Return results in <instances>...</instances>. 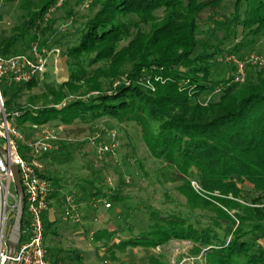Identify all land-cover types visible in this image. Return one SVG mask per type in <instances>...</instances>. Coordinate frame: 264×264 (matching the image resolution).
<instances>
[{"label": "trees", "instance_id": "1", "mask_svg": "<svg viewBox=\"0 0 264 264\" xmlns=\"http://www.w3.org/2000/svg\"><path fill=\"white\" fill-rule=\"evenodd\" d=\"M2 1L6 5L17 3L19 16L14 35L0 43V57L28 54L25 49L38 42L40 49H59L69 67L66 83L44 85L53 104L64 107L34 113L17 106L14 101L19 94L39 83L34 81L2 87L9 114L30 117L31 125L38 127L52 123L68 126L76 121L94 125L107 119L119 125L133 124L140 128L149 153L187 181L180 192L191 206L201 200L191 187V179L205 192L243 201V205L229 199L221 202L225 209L237 210L238 226L224 210L205 216L193 206L186 212L145 206L146 230L130 234L117 249L148 253L156 248L164 250L171 242H189L193 257L203 254L207 264H264V77L255 78L247 69L243 84L234 83V76L221 82L213 80L212 60L220 55L237 56L239 46L215 52L216 47L196 41L201 15L226 0H93L88 5L92 18L83 23L73 20L72 32L60 35H54L52 26L43 28L47 13L59 0ZM85 2L79 0L78 5ZM244 2L243 14L237 7L239 22L229 19L225 32L231 36L237 27L245 32L258 27L254 36H246L256 39L264 34V1L239 0L237 5ZM26 38L29 43L17 52ZM124 76L126 84L112 87L113 81ZM110 79V90L102 93L101 81ZM148 79L154 92L143 85ZM86 87L90 92L72 99ZM217 90L221 93L217 100L206 102ZM91 91L98 94H89ZM42 177L51 184L60 181L45 172ZM90 188L85 189L89 200H105L110 204L108 211L130 200L118 188ZM136 211L142 209L138 206ZM45 227L47 237L51 225L46 219ZM119 233L106 229L92 239L106 241L108 247L120 241ZM52 252L47 248L49 262L61 264L58 257L51 258ZM111 258L116 260L114 255ZM148 259L150 264H169L164 254Z\"/></svg>", "mask_w": 264, "mask_h": 264}, {"label": "rangeland", "instance_id": "2", "mask_svg": "<svg viewBox=\"0 0 264 264\" xmlns=\"http://www.w3.org/2000/svg\"><path fill=\"white\" fill-rule=\"evenodd\" d=\"M78 1L66 0L63 6L58 8L45 21L43 28L52 26L54 35H60L66 32L71 33L73 30V20L83 23L92 18L93 14L88 9V5L93 0H86L84 5H78ZM66 3L67 6H65ZM238 3L239 0H226L220 6L215 5L207 9L200 17L196 32V41L216 47L213 49L215 52L218 50L226 52L239 46V54L237 57L244 59L248 56H256L257 59L264 60V34L258 36L256 39H246V36L249 34L254 36V31L260 30V28L255 27L245 32L242 27H237L236 29H232L231 36L225 32L224 24L229 19L239 22L238 19L240 17L237 13V7L242 14L246 10L245 2L241 5H237ZM17 7V3L6 5L4 1L0 0V43L15 33V29L18 26L17 17L19 16ZM161 14V12L157 13L158 16H161ZM235 24L237 25L236 22ZM235 32L236 35H234ZM28 43L29 38H26L17 46L16 51L21 53L25 49L24 46ZM25 50L26 53L30 51L27 48ZM16 51L13 53H17ZM17 55L19 56L20 54ZM225 56H216L212 60L215 64L213 67V80L217 82L235 76L233 67L224 62ZM57 59L61 60L66 58L61 54ZM57 59H54V62ZM52 61L49 62L48 68ZM65 64H60L62 65V71L58 76H55L51 72L36 87L21 92L14 103L20 106L23 111L30 109L34 113L37 110L49 107L60 108V104L56 106L53 104L52 97L48 95L44 85L53 84L54 86H59L66 83L69 80V67ZM248 72L254 75L255 78L262 75L264 77V65H250ZM63 76L67 80L63 79ZM255 78L254 80H256ZM63 80H66V82ZM127 81L128 79L125 76L120 77V79L113 81L112 87L122 83L126 84ZM110 82L111 79L101 81L102 93L110 90ZM143 85L147 89L153 92L155 91L152 83L151 85ZM1 89L3 88L1 87ZM11 92L15 93L16 91L12 90ZM86 92H90L87 87L72 95V99L81 97L87 94ZM89 94L98 93H92L91 91ZM219 94L221 93L215 92L206 102L212 99L217 100L220 96ZM217 95L219 96L216 97ZM4 100L6 103L7 100L5 97ZM32 122L33 120L30 117L27 119L21 118L15 120L14 125L20 133L27 138L29 136L31 138L32 136H37L36 129L31 125ZM56 124L52 123L49 126L57 130ZM111 130L116 133V138H114L116 149L114 150V154H106L103 153L102 148L94 146L93 143L96 142L95 139H99L97 140V145L98 142L99 145H109L113 141L110 135ZM58 132L59 141L56 145L57 148L52 150L47 156L44 155L40 163L43 172L54 179L60 180L59 183L52 184L57 190L60 189L57 193V199L55 202L53 201L51 207L52 210H55V217L58 224H53L48 230L46 247L49 250H53L51 258L55 259L58 257L61 264H88L87 261L97 263L99 261L97 255H102L104 260L111 262V254L113 251L115 256L119 258L115 263L112 262L113 264H149L148 257L153 256L157 258L159 254H164L169 264L177 262L179 258L177 250L184 249L187 245L191 246V243L183 242L179 244L172 242L170 247L164 249L162 253L158 248H156V251L151 250L148 253L143 249L128 248L124 252L117 250L119 243L127 240L130 234L136 235L146 230L148 219L143 211V207L145 206H151L158 210H176L178 212H186L190 208L196 207L194 210L205 216L216 215L217 210H224L229 213L231 218L237 221L235 217L237 210L225 209L226 207L221 202L224 199H229L234 201V204L238 202L240 205H243V201L239 199L235 200L231 196L228 198L223 197L218 192H205L194 179L190 181L191 187L204 203L200 200L197 204L192 205V207L189 204V200L180 192L187 185V181L178 173H175L172 167L156 160L149 153L143 142L140 128L133 124L119 125L115 121L108 119L97 122L94 125H84L76 121L72 125L59 126ZM94 185L104 190H116L118 188L130 200L126 204H115L113 209L109 211L104 208H100L95 214L89 211L87 222L89 225L87 227L90 231L88 232L90 237L86 235L89 239H84L82 238L81 229L73 234L72 231L66 232L69 221L66 214L70 209L66 200L69 196H74L75 202L77 203L80 195L78 190L81 187L90 190V187H94ZM85 199L89 200L88 195ZM57 202H60V204ZM138 206L142 209L141 212L136 211ZM80 210L82 209L80 208ZM238 225L239 222L237 221ZM105 229L111 231L118 230L120 232V241H117L114 245L110 243L106 247L107 251H104L105 247L103 248V242L95 243L91 240L92 233ZM55 231L57 232L56 237ZM191 253L192 251L190 250L189 255L193 257L194 255ZM198 258H200L197 260L199 262L198 264H207V260L203 254ZM194 264L197 263L195 262Z\"/></svg>", "mask_w": 264, "mask_h": 264}, {"label": "built area", "instance_id": "3", "mask_svg": "<svg viewBox=\"0 0 264 264\" xmlns=\"http://www.w3.org/2000/svg\"><path fill=\"white\" fill-rule=\"evenodd\" d=\"M65 2L66 0H59L55 7L49 10L45 20L49 19ZM60 55L59 49H40L38 42H33L28 54L0 57V148L5 154V158L0 155V264H6L9 259L8 238L18 208L17 191L11 166L19 170L25 196V221L22 226L21 241L15 256L11 259V264H51L47 258L45 219L50 209L51 196L56 190L48 180L42 177L43 168L40 160L57 148L59 126L56 130L50 126L33 125L37 136L31 138L24 136L14 125V121L20 119L22 114L7 112L1 87H10L13 84L22 86L34 81L40 83L47 73L49 62L59 58ZM224 62L235 69L233 82L236 84L245 82L250 65H264V60L257 59L256 56L241 59L235 55H226ZM145 85H151L149 79ZM110 135L113 141L109 145H99L98 142V146L96 143L99 139H95L94 146L102 148L103 153L114 154L116 133L110 131ZM66 203L70 207L66 214L67 218L74 226H80L83 218L79 205L73 196H69ZM92 204L96 208L110 209V204L101 198L93 199ZM190 250L189 245L184 249H178V261L172 264L197 263L200 258L190 257ZM100 264L113 263L105 260Z\"/></svg>", "mask_w": 264, "mask_h": 264}, {"label": "crops", "instance_id": "4", "mask_svg": "<svg viewBox=\"0 0 264 264\" xmlns=\"http://www.w3.org/2000/svg\"><path fill=\"white\" fill-rule=\"evenodd\" d=\"M56 62V63H55ZM55 62H54V60L51 62V64H50V66H49V68H48V70H47V73H46V76L47 75H49L51 72L56 76H58L59 74H60V72L62 71V65H60L61 63L63 64H65V65H67V59H57V61L55 60ZM60 68V69H59ZM63 79H66L67 80V78H65V76H63ZM66 80H63L64 82H66ZM79 187H81V186H79ZM55 188V190H57L56 189V187H54ZM60 190L58 189L57 191H55L56 192V196L51 200V203H50V209H49V212L47 213V215H46V220L48 221V222H50V225L52 226L53 224H58V221L56 220V217H55V210H52V203H53V201L55 202V200L57 199V193L59 192ZM79 192H80V195H79V200H78V202H77V204L79 205V207L82 209V210H80V212H82L81 214H82V218H83V220L84 221H82V224L80 225V226H74L73 224H72V222L69 220L68 221V225H67V229H66V232H71L72 231V234L74 233V232H76V231H78V230H80V231H82L81 232V234L83 235V237L82 238H84V239H89V237H90V235H89V233L88 232H90L89 231V229H88V225H89V223H87L88 222V212L89 211H91L92 213H96V212H98V210L100 209V208H104V207H98V208H96V207H94L93 206V204H92V202L89 200H85L84 198H85V195H84V193H85V188H82L81 187V189L80 190H78ZM86 193H87V195L89 194L87 191H86ZM74 197V196H73ZM85 200V201H84ZM93 200V199H92ZM58 203V202H57ZM58 204H60V202L58 203ZM93 206V207H92ZM85 207V208H84ZM105 209V208H104ZM107 210V209H106ZM108 211V210H107ZM90 213V212H89ZM67 220V219H66ZM96 221V220H95ZM85 226V227H84ZM106 230V229H105ZM100 231H104V230H98L97 232H100ZM97 232H94V233H92L91 234V240L93 241V235L95 234V233H97ZM55 233L57 234V232L55 231ZM86 233H88V234H86ZM85 235V236H84ZM86 235H88L89 237H86ZM57 235H55V237H56ZM101 242H103L104 244H103V248H104V251L106 250L107 251V245H106V241H99V242H97V243H101ZM96 243V242H95ZM172 243V242H171ZM170 243V244H171ZM173 243H179V244H181V243H183V242H173ZM170 244H169V246L168 247H170ZM168 247H166V248H168ZM130 249V248H129ZM159 250H161V253L163 252V248H158ZM118 250V249H117ZM157 249H154V251H156ZM100 254V253H99ZM112 255H114L115 256V254H114V251L112 252V254H111V257H112ZM161 254H159V256H160ZM97 257L99 258V261L96 263H93V262H91V261H87V263L88 264H100L102 261H105L104 260V258H103V256L102 255H97ZM88 258V257H87ZM115 258H116V260L114 261V260H112V258H111V262H116L117 261V259H119V258H117L116 256H115ZM80 260H82L81 258H79ZM83 264H85V263H83ZM150 264V263H149Z\"/></svg>", "mask_w": 264, "mask_h": 264}, {"label": "water", "instance_id": "5", "mask_svg": "<svg viewBox=\"0 0 264 264\" xmlns=\"http://www.w3.org/2000/svg\"><path fill=\"white\" fill-rule=\"evenodd\" d=\"M0 155L5 158V154L0 148ZM11 171L14 176L15 188L17 191L18 197V208L16 211V216L13 222V226L11 228L9 238H8V246H9V253H8V261L6 264H11V259L15 256L17 252L18 245L21 241V233H22V226H23V219H24V210H25V196L23 187L21 185L19 170L15 166H11Z\"/></svg>", "mask_w": 264, "mask_h": 264}]
</instances>
